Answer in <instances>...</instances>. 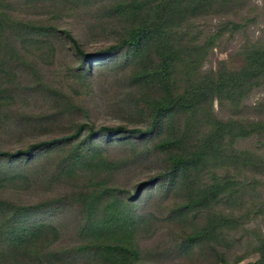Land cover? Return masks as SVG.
I'll return each mask as SVG.
<instances>
[{"label":"rangeland","instance_id":"1","mask_svg":"<svg viewBox=\"0 0 264 264\" xmlns=\"http://www.w3.org/2000/svg\"><path fill=\"white\" fill-rule=\"evenodd\" d=\"M102 1L115 5L121 0ZM100 6L91 0H0V7L15 20L73 31L88 53L109 48L119 37L115 29L100 25L114 23L97 11ZM227 15L241 27L230 24L204 60L188 66L179 79L183 88L191 75L208 85L220 66L239 73L246 62L243 47L264 42V0H246L243 9ZM202 21L196 25L205 38L217 31L220 19ZM49 39L44 45L34 43V38L25 43L19 39L25 55L21 62L0 56V151L15 153L63 139L82 125L95 130L129 125L125 116L134 126L147 128L152 121L148 102L165 97L166 91L137 83L134 74L158 69L155 49L132 59L116 56L104 64L88 62L92 69L86 72L67 40ZM253 85L242 94L238 108L215 97L202 111L178 113L173 119L162 116V128L149 139L120 141L117 136L108 142L102 136L85 144L79 139L45 147L29 160L2 163L0 264H115L114 256L101 246L123 242L137 247L139 264H259L264 244V82ZM218 121L231 125H223L221 138L203 146L209 152L194 187L196 200L214 183L222 184L218 201L195 203L175 214L193 195L189 185L176 189L158 181L138 192L154 179H171L169 153L157 147L161 139L185 130L194 138L195 131L202 140L214 138ZM98 147L100 155L94 157L92 150ZM115 197L116 206L107 208L104 202ZM7 203L14 205L7 208ZM17 208L32 212L25 224L11 222ZM123 209L126 215L138 216L127 230L95 236L86 226L107 216L117 219ZM49 226L57 229V236ZM206 231L197 244L186 241Z\"/></svg>","mask_w":264,"mask_h":264},{"label":"trees","instance_id":"2","mask_svg":"<svg viewBox=\"0 0 264 264\" xmlns=\"http://www.w3.org/2000/svg\"><path fill=\"white\" fill-rule=\"evenodd\" d=\"M91 3L101 4L97 11H103L104 17L109 18L112 22L119 21L121 26L123 24L119 28L111 21H100L101 26L106 29L108 27L115 29V32L119 35L115 41L111 40L109 48L90 53L85 52L81 40L74 35L73 31L61 30L53 26L45 28L36 26L33 22L15 20L3 10V7H0V31L3 32L0 35V56L3 55L1 58L7 62L9 58L21 62L24 60L25 55L19 49V39L25 43L26 40L34 38V43L44 45L47 44V40H50L49 37L55 36L60 40H67L73 46L75 54L80 58L82 66L80 69L89 72L92 69L91 64L87 65L89 63L96 61L104 64L105 61L116 56L122 59H132L141 53H148L155 49L156 56L160 60L158 69L145 74L135 73L134 77L137 83L145 82L146 84H152L155 89L165 90L164 95L166 96L160 100L148 102L150 104L148 111L152 113V121L145 130L137 125L134 126L133 119L127 116L125 117L130 119L129 125L122 124L116 128L101 127L95 130L82 125L75 131L74 135L63 139L31 145L27 150L15 153L0 151V167L4 162L12 164L27 157H29L28 160L32 159L36 151L45 147L72 143L79 139L81 140L79 144H85L89 139L93 140L102 136L108 137V142L113 140L110 138L117 136L120 141L127 138L149 139L154 137L157 129L162 128L161 124H158V119L166 116V114L171 115L170 117L173 119L178 113L193 112L195 109L202 111L203 106L208 102L207 100L211 101L215 97L221 103L223 100H228L231 105L238 108L241 96L246 92L248 93L249 86L264 82L263 42L258 45L243 47L242 56L243 58L246 57V62L244 61L239 73L228 69L226 66H220L217 73L212 76L211 81H207L208 85L205 81L202 82L203 79L195 75L190 76L191 79L188 80L184 88L179 85V79L184 78L183 74H187L185 70L188 69V66H194L204 60L215 42L224 35L230 24L236 28L241 27V24L229 22L227 14L243 9L246 0H121L120 3L115 5H109L107 2L103 3L102 0H91ZM211 17L220 19L218 29L209 37L202 38V31L199 30L196 22L198 20L205 21L211 19ZM5 33L10 36L3 39L1 36ZM256 76L260 78L257 80ZM252 80L256 81L250 83ZM178 88L180 91H178ZM223 125L230 126L231 123L230 121H224L223 124L219 121L216 122L215 137L206 140H202L198 136V131H195L197 137L194 138V134L189 133L188 130L178 133L177 136H173L171 139H161L157 147L169 153L167 159L169 164L168 175H171V179H165L163 182L160 179H154L151 183H145L138 187V192L142 187L149 184L154 185L158 181L161 182V186L174 184L173 187H176V189L189 185L188 187L193 189L192 198L189 197L187 203L180 205L175 214L186 211L188 207L193 206L195 203L218 201L223 193L222 184L214 183L203 198L199 197L196 200L194 187L198 173L202 171L206 164L204 161L205 154L209 152V149L203 150V146L212 144L211 142H214L216 137L221 138V133L225 128ZM84 132L85 135L83 136ZM216 151L217 154H220L221 150L217 148ZM92 152L94 157L99 156L100 147L93 149ZM96 197L101 200V196ZM118 198L115 197L114 200L105 201L106 207L111 209L113 206L115 207L118 203L115 200ZM134 198L130 197L128 199L132 200ZM11 205L14 204L7 203V208ZM3 206L4 202L0 199V210ZM88 207L95 210L93 204H89ZM31 215L30 210L17 208L10 218H12V223L25 224ZM119 215L117 219L114 216H107L96 221L90 220L86 226L92 235L102 236L116 233L117 230H127L129 227H133L138 219L137 215H135V218L131 217L129 213L126 215L124 209ZM48 228L57 236L55 227L49 226ZM207 232H195L189 235L186 241L190 245H195L202 240ZM101 248L106 249L114 256L115 264H139L140 253L136 246L131 247V245L123 242L102 245ZM259 250L262 253L259 264H264V244Z\"/></svg>","mask_w":264,"mask_h":264}]
</instances>
